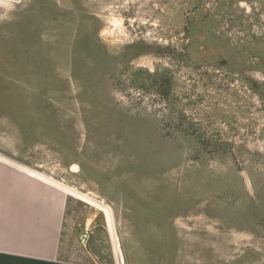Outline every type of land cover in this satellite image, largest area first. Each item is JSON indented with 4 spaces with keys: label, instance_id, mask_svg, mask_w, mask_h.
Here are the masks:
<instances>
[{
    "label": "rangeland",
    "instance_id": "obj_1",
    "mask_svg": "<svg viewBox=\"0 0 264 264\" xmlns=\"http://www.w3.org/2000/svg\"><path fill=\"white\" fill-rule=\"evenodd\" d=\"M0 2V153L68 193L61 259L264 264V0Z\"/></svg>",
    "mask_w": 264,
    "mask_h": 264
},
{
    "label": "crops",
    "instance_id": "obj_2",
    "mask_svg": "<svg viewBox=\"0 0 264 264\" xmlns=\"http://www.w3.org/2000/svg\"><path fill=\"white\" fill-rule=\"evenodd\" d=\"M0 153V264H74L61 259L68 193Z\"/></svg>",
    "mask_w": 264,
    "mask_h": 264
},
{
    "label": "built area",
    "instance_id": "obj_3",
    "mask_svg": "<svg viewBox=\"0 0 264 264\" xmlns=\"http://www.w3.org/2000/svg\"><path fill=\"white\" fill-rule=\"evenodd\" d=\"M93 228L91 226V223L90 222H86L83 230H82V233L79 237V244L81 246H86L87 245V242L89 241L91 235L93 234Z\"/></svg>",
    "mask_w": 264,
    "mask_h": 264
},
{
    "label": "water",
    "instance_id": "obj_4",
    "mask_svg": "<svg viewBox=\"0 0 264 264\" xmlns=\"http://www.w3.org/2000/svg\"><path fill=\"white\" fill-rule=\"evenodd\" d=\"M0 4H2V3L0 2Z\"/></svg>",
    "mask_w": 264,
    "mask_h": 264
},
{
    "label": "bare ground",
    "instance_id": "obj_5",
    "mask_svg": "<svg viewBox=\"0 0 264 264\" xmlns=\"http://www.w3.org/2000/svg\"><path fill=\"white\" fill-rule=\"evenodd\" d=\"M43 178V177H42Z\"/></svg>",
    "mask_w": 264,
    "mask_h": 264
}]
</instances>
